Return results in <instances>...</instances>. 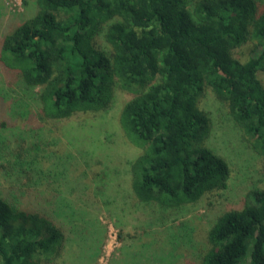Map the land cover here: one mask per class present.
Wrapping results in <instances>:
<instances>
[{
	"label": "trees",
	"instance_id": "1",
	"mask_svg": "<svg viewBox=\"0 0 264 264\" xmlns=\"http://www.w3.org/2000/svg\"><path fill=\"white\" fill-rule=\"evenodd\" d=\"M35 4L32 16L9 22L0 33L7 86L0 88V170L18 183L0 190V264H51L59 254L65 223L56 216L69 224L75 214L67 213L62 198L46 205L30 191L35 170L44 174L39 167L56 142L47 131L108 110L117 89L130 95L121 129L141 149L130 161L131 188L157 209L158 220L228 187L229 163L205 142L211 121L200 101L208 90L264 161V0ZM246 45L251 53L243 59L237 51ZM16 117L24 137L9 136L17 133L16 121L9 123ZM178 227L165 249L157 246L156 259L142 258L144 264L180 259L178 249L191 241L192 228L187 222ZM206 239L192 264H264V189L248 190L240 208L216 216ZM155 244L145 246L150 251Z\"/></svg>",
	"mask_w": 264,
	"mask_h": 264
},
{
	"label": "rangeland",
	"instance_id": "2",
	"mask_svg": "<svg viewBox=\"0 0 264 264\" xmlns=\"http://www.w3.org/2000/svg\"><path fill=\"white\" fill-rule=\"evenodd\" d=\"M35 12V0H0V22L4 18L0 33L9 22H20ZM99 43L107 47L102 37ZM250 53L251 48L246 45L237 51V56L246 59ZM5 81L0 68L3 90L7 88ZM129 97L128 92L117 89L108 110L81 115L64 122L57 131H47L56 142L49 146L39 167L44 174L35 170L30 191L33 196L37 193L45 198L46 205L54 204L57 196L62 198L61 203L69 210L67 213L75 214L71 220L77 222L68 224L67 218L62 219L52 211L65 223L62 232L66 241L58 248L59 254L53 256L51 264H144L142 258L156 259L157 246L162 244L165 249L171 234L185 222L192 228V237L178 249L180 259L175 264H192L196 262L195 254L205 248L207 230L215 217L240 208L248 190L264 189V161L248 147L224 103L208 90L200 101L211 121L205 142L229 163L228 187L186 206L167 221L158 220L157 209L140 202L131 188L130 161L141 149L125 138L119 122ZM15 121L17 133L11 131L9 136L24 137V123L17 117L9 123ZM1 172L0 190L18 184L15 177L3 176ZM56 224L60 228L61 222ZM145 244L155 246L148 251ZM165 260L169 263V257Z\"/></svg>",
	"mask_w": 264,
	"mask_h": 264
}]
</instances>
